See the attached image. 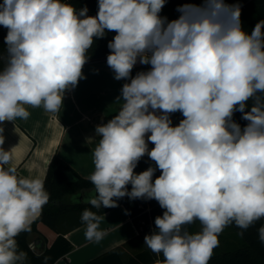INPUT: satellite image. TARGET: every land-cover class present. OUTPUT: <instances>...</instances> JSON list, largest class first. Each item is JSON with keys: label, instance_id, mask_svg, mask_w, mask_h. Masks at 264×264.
<instances>
[{"label": "clouds", "instance_id": "obj_1", "mask_svg": "<svg viewBox=\"0 0 264 264\" xmlns=\"http://www.w3.org/2000/svg\"><path fill=\"white\" fill-rule=\"evenodd\" d=\"M165 4L98 0L93 17L87 7L77 11L61 0H2L0 123L27 119L26 106L59 112L65 92L85 78L94 38L116 32L107 65L116 80L130 82L117 98L118 114L96 127L88 177L95 194L86 202L100 209L117 207L114 197L156 200L165 211L144 237L163 256L156 264H209L227 226L247 230L264 219V20L249 34L239 3L186 2L171 21L160 15ZM138 62L150 70L133 77ZM236 111L248 121L243 128L232 119ZM176 112L184 119L173 126ZM145 155L156 167L137 174ZM11 160L12 150L0 147V264H24L16 237L31 230L50 197L44 180L5 167ZM101 219L82 212L86 239L103 237ZM197 221L200 231L189 232L186 226ZM258 238L264 244V225Z\"/></svg>", "mask_w": 264, "mask_h": 264}, {"label": "crops", "instance_id": "obj_2", "mask_svg": "<svg viewBox=\"0 0 264 264\" xmlns=\"http://www.w3.org/2000/svg\"><path fill=\"white\" fill-rule=\"evenodd\" d=\"M0 35V40L7 35L3 26H0ZM83 74L85 78L65 92L59 112H47L42 106H26L30 113L27 119L0 123L3 128L0 135L4 137L0 147L12 150V160L7 167L14 166L25 178L44 180L51 159L57 155L81 176L88 178L93 173L92 153L99 140L96 127L118 114L122 102L117 98L123 84L130 81L116 80L107 59L87 61ZM94 194V189H89L80 199L86 201ZM100 216L99 229L103 237L99 241L86 239L84 223L71 229L66 237L73 248L53 264H81L139 233L123 204ZM37 229L29 234L28 241L31 249L40 253L55 241L58 233L42 221L37 223Z\"/></svg>", "mask_w": 264, "mask_h": 264}, {"label": "trees", "instance_id": "obj_3", "mask_svg": "<svg viewBox=\"0 0 264 264\" xmlns=\"http://www.w3.org/2000/svg\"><path fill=\"white\" fill-rule=\"evenodd\" d=\"M61 2L70 3L79 10L84 7H87L88 11L98 9V0H61ZM186 2L199 4L201 0H166L160 15L167 17L169 21L177 19L180 15L177 8ZM225 2L240 4L241 25L243 30L249 34L259 21L264 20V0H225ZM115 35L111 31L105 30L103 38H94V43L87 53V61L107 59L110 53L108 43ZM6 54L7 45L4 39H1L0 56H6ZM2 67L3 63L0 61V68ZM150 67V65H136L131 75L134 77L137 72L148 71ZM248 104L249 107L245 111L250 110L252 101L250 100ZM242 115L241 112L236 111L232 117L241 128L248 123L242 118ZM170 116H176L175 126L184 119L180 112ZM148 147L150 150L154 145L150 142ZM150 166L156 167L155 162L145 155L138 162L134 172L139 174ZM17 175L23 177L18 171ZM159 175L160 171L157 169L153 180ZM44 182L50 197L47 204L44 205L42 213L31 223V230L21 232L16 237L18 250L23 251L27 256L24 264H53L73 248L71 241L66 237V233L83 224L81 214L85 209L101 215L114 208L102 206L100 209H96L86 201L81 200V195L89 189H94V185L87 177L81 176L70 164L57 155H54L49 163ZM131 187V184L127 185L129 191H131ZM113 199L116 200L117 205L123 204L126 207L137 225L139 233L81 264H156L158 260L162 261V254L153 253L145 245L144 237L157 230L155 218L162 216L165 209H162L154 199H130L128 196L119 199L114 197ZM142 220L145 222L142 223ZM39 221L49 225L58 235L50 246L45 247L40 253H36L30 247L28 236L30 233L38 231L37 223ZM198 224L197 221L187 225L186 229L195 233ZM261 225H264V219L257 221L247 230H242L234 224L227 226L219 234V246L214 249L209 264H264V244L258 238V229Z\"/></svg>", "mask_w": 264, "mask_h": 264}, {"label": "water", "instance_id": "obj_4", "mask_svg": "<svg viewBox=\"0 0 264 264\" xmlns=\"http://www.w3.org/2000/svg\"><path fill=\"white\" fill-rule=\"evenodd\" d=\"M77 11H79V9H77ZM97 13H98V9H96V10H94V11H88V13H87V15L88 16H96L97 15ZM113 34H116V32H114V31H111ZM172 124H173V126H175V121H172Z\"/></svg>", "mask_w": 264, "mask_h": 264}, {"label": "rangeland", "instance_id": "obj_5", "mask_svg": "<svg viewBox=\"0 0 264 264\" xmlns=\"http://www.w3.org/2000/svg\"><path fill=\"white\" fill-rule=\"evenodd\" d=\"M170 118H173L174 120H176V116H170ZM200 229H201V225L199 223L198 226H197L196 232L200 231Z\"/></svg>", "mask_w": 264, "mask_h": 264}, {"label": "built area", "instance_id": "obj_6", "mask_svg": "<svg viewBox=\"0 0 264 264\" xmlns=\"http://www.w3.org/2000/svg\"><path fill=\"white\" fill-rule=\"evenodd\" d=\"M145 221L144 220H142V223H144Z\"/></svg>", "mask_w": 264, "mask_h": 264}]
</instances>
